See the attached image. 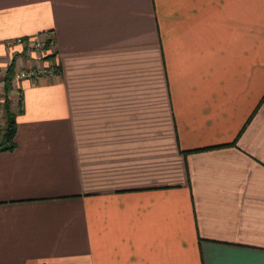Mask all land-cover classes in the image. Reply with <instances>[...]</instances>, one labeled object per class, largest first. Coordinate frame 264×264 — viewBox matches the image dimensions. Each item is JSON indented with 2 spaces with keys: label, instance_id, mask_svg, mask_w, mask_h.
Masks as SVG:
<instances>
[{
  "label": "crops",
  "instance_id": "0c3cea01",
  "mask_svg": "<svg viewBox=\"0 0 264 264\" xmlns=\"http://www.w3.org/2000/svg\"><path fill=\"white\" fill-rule=\"evenodd\" d=\"M41 34L0 264H264V0H0V66Z\"/></svg>",
  "mask_w": 264,
  "mask_h": 264
},
{
  "label": "built area",
  "instance_id": "2783aa9c",
  "mask_svg": "<svg viewBox=\"0 0 264 264\" xmlns=\"http://www.w3.org/2000/svg\"><path fill=\"white\" fill-rule=\"evenodd\" d=\"M3 46L8 51L7 58L9 61L6 65L0 66V127L2 125L4 88L6 86H8L10 92L17 88L20 81L35 84L42 78L51 79L58 74L55 62V47L51 37H43V34H41L26 39L15 38L4 41ZM15 55L25 57L28 65L18 67L14 61ZM9 66H12L10 72L8 71ZM15 99L16 106H18V94H16Z\"/></svg>",
  "mask_w": 264,
  "mask_h": 264
},
{
  "label": "trees",
  "instance_id": "16d2710c",
  "mask_svg": "<svg viewBox=\"0 0 264 264\" xmlns=\"http://www.w3.org/2000/svg\"><path fill=\"white\" fill-rule=\"evenodd\" d=\"M11 67H8V71H11ZM5 99L3 104V116L2 125L0 127V152L11 151L14 148L13 137L15 133V113L11 111L10 101L7 98L9 92L8 86L4 88ZM207 149V148H206ZM204 149L193 150L190 152H198Z\"/></svg>",
  "mask_w": 264,
  "mask_h": 264
}]
</instances>
